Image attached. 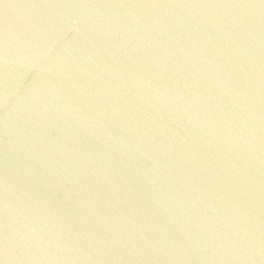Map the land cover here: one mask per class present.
Segmentation results:
<instances>
[{"label":"water","instance_id":"water-1","mask_svg":"<svg viewBox=\"0 0 264 264\" xmlns=\"http://www.w3.org/2000/svg\"><path fill=\"white\" fill-rule=\"evenodd\" d=\"M0 264H264V0H0Z\"/></svg>","mask_w":264,"mask_h":264}]
</instances>
